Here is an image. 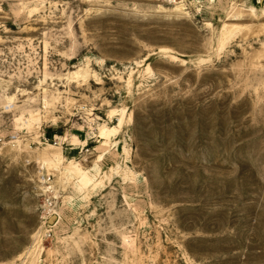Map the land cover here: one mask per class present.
<instances>
[{"label":"rangeland","instance_id":"obj_1","mask_svg":"<svg viewBox=\"0 0 264 264\" xmlns=\"http://www.w3.org/2000/svg\"><path fill=\"white\" fill-rule=\"evenodd\" d=\"M0 264H264V0H0Z\"/></svg>","mask_w":264,"mask_h":264}]
</instances>
